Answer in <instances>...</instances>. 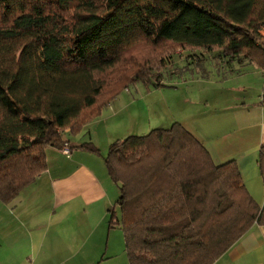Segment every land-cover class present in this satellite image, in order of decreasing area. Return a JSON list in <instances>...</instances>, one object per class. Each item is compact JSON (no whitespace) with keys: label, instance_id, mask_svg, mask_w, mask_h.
<instances>
[{"label":"trees","instance_id":"1","mask_svg":"<svg viewBox=\"0 0 264 264\" xmlns=\"http://www.w3.org/2000/svg\"><path fill=\"white\" fill-rule=\"evenodd\" d=\"M262 29L264 0H0V201L129 84L161 86L176 50L221 75L264 69ZM103 163L128 264H212L264 226L236 162L215 164L180 123L114 141ZM257 164L264 179V145Z\"/></svg>","mask_w":264,"mask_h":264},{"label":"crops","instance_id":"2","mask_svg":"<svg viewBox=\"0 0 264 264\" xmlns=\"http://www.w3.org/2000/svg\"><path fill=\"white\" fill-rule=\"evenodd\" d=\"M219 75L218 83L207 82L216 88L201 109L174 122L203 144L215 164L234 160L247 192L262 206L257 160L264 145V69L252 65ZM90 123L75 136L65 131L68 157L46 148L45 170L10 202L0 201V264H128L122 231L109 224L111 212L120 216L119 189L100 152L78 148L94 140L89 130L82 135ZM212 264H264V226L252 225Z\"/></svg>","mask_w":264,"mask_h":264},{"label":"rangeland","instance_id":"3","mask_svg":"<svg viewBox=\"0 0 264 264\" xmlns=\"http://www.w3.org/2000/svg\"><path fill=\"white\" fill-rule=\"evenodd\" d=\"M261 33L264 34V29ZM175 54L179 57L173 59L175 66L163 70L161 86L153 87L142 82L129 84L82 133L87 135L89 130L94 139L92 143L97 145L101 157L107 154L109 145L116 140L146 135L156 128H168L174 121L183 120L185 115L197 113L202 107L203 97L209 91L213 94L212 88L216 87L207 85V82L219 80L221 71L216 67L217 61H182V57L186 58L185 52L176 50ZM209 71L206 77L205 73ZM214 96L216 94L211 95Z\"/></svg>","mask_w":264,"mask_h":264},{"label":"built area","instance_id":"4","mask_svg":"<svg viewBox=\"0 0 264 264\" xmlns=\"http://www.w3.org/2000/svg\"><path fill=\"white\" fill-rule=\"evenodd\" d=\"M59 150L64 156L68 157L69 153H70L69 143L67 141H65Z\"/></svg>","mask_w":264,"mask_h":264}]
</instances>
